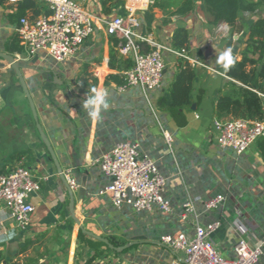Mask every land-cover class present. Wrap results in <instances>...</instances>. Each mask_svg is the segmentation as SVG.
I'll return each mask as SVG.
<instances>
[{
    "label": "crops",
    "instance_id": "0c3cea01",
    "mask_svg": "<svg viewBox=\"0 0 264 264\" xmlns=\"http://www.w3.org/2000/svg\"><path fill=\"white\" fill-rule=\"evenodd\" d=\"M78 1L93 15L94 31L75 56L57 61L44 50L29 56L21 43L22 17L36 19L52 13L44 0H0V51L14 55L25 66L23 76L41 128L63 172L77 182L72 188L76 218L115 247H127L113 249L82 231L29 98L15 70L0 57V174L22 163L40 182V189L29 198L35 209L26 227L0 201V248L21 261L33 260L29 264H176L184 253L163 244L162 237L192 236L196 226L218 221L220 227L211 239L219 253L233 257L236 243L246 239L262 244L257 264H264L263 151L258 140L241 154L223 147L214 129L219 96L229 90L231 82L243 85L216 62L218 51L232 49L234 60L242 58L248 28L264 17V3L256 12H244L236 25H216L203 0H195L194 9L186 15H170L155 7L154 0H111L107 4L111 12H106L105 0ZM128 4L137 6L136 32L142 36L179 50L173 43L175 30L184 27L189 34V58L163 50L166 69L161 86L148 93L140 85L119 88L130 68L127 61L134 65V56L122 51L125 38L109 34L107 22L124 15ZM111 50L117 55L114 67ZM178 58L191 64L195 78L189 103L175 111L172 87L180 70ZM92 89L108 97L109 106L97 119L83 108ZM229 119L233 117L221 120ZM125 141L138 144L140 152L153 158L167 177L165 196L172 211L158 206L136 211L126 203L113 204L111 193L105 191L111 177L98 160ZM218 195L224 196L223 202L206 209L204 202ZM187 201L193 202L194 212L183 219Z\"/></svg>",
    "mask_w": 264,
    "mask_h": 264
},
{
    "label": "built area",
    "instance_id": "2783aa9c",
    "mask_svg": "<svg viewBox=\"0 0 264 264\" xmlns=\"http://www.w3.org/2000/svg\"><path fill=\"white\" fill-rule=\"evenodd\" d=\"M9 1L18 3L21 0ZM44 1L50 4V15L36 19L25 16L20 19L19 35L26 52L32 56L44 50L57 61L75 56L94 31L93 15L78 0ZM136 10L137 6L128 4L124 15L107 22V31L109 34L123 36L126 42L122 51L134 56V65L125 71L124 83L119 88L125 90L127 87L140 85L148 93L161 86L166 69L163 50H169L183 58L189 57L186 50H176L160 44L151 36L138 34ZM214 129L221 146L232 148L241 154L264 136V120L215 119ZM166 138L169 143L172 142L170 135ZM98 163L111 177L105 191L111 193L115 206L121 207L126 203L136 211L151 210L154 206L167 212L173 210L171 201L165 196L167 177L160 172L153 158L140 152L138 144L120 142L110 152L105 153ZM65 175L71 188H75L76 180L69 174ZM38 189L40 182L22 163L10 172L0 174V201L9 208L11 216L22 227H26L30 221L35 207L29 198ZM223 200L222 195L206 200L205 208H216ZM192 212L193 202H185L183 219H187ZM219 227L218 221L206 226L198 225L192 236L186 233L177 236L167 234L162 237L161 242L184 253V258L176 264H257L263 253L262 244L253 245L246 239H240L236 243L233 257H225L219 253L211 239V235Z\"/></svg>",
    "mask_w": 264,
    "mask_h": 264
},
{
    "label": "trees",
    "instance_id": "16d2710c",
    "mask_svg": "<svg viewBox=\"0 0 264 264\" xmlns=\"http://www.w3.org/2000/svg\"><path fill=\"white\" fill-rule=\"evenodd\" d=\"M113 1V0H112ZM111 0H105L106 12H111ZM206 10L211 16L212 24L225 22L236 25L239 17L244 12H256L264 3V0H203ZM107 5V6H106ZM153 5L169 13L170 15H186L195 7V0H154ZM188 31L184 27L175 30L173 43L179 50H186L188 45ZM126 40H123V45ZM117 58L114 50L110 51V65L116 66ZM127 61L126 67H132L133 63ZM249 66H251L250 69ZM179 72L173 83L172 93L174 97L173 109L189 103V94L195 78V70L191 64L178 58ZM227 74L243 83L229 84V90L223 92L217 101V119L225 116L244 118L248 120H264V17L260 16L248 28V36L245 48L240 60L235 59L233 65L227 70ZM110 77H118L112 76ZM264 155V136L258 139ZM80 235L83 236L82 231ZM96 255L90 260L92 262ZM33 260L21 261L20 257H11L0 248V264H29Z\"/></svg>",
    "mask_w": 264,
    "mask_h": 264
},
{
    "label": "water",
    "instance_id": "95a60500",
    "mask_svg": "<svg viewBox=\"0 0 264 264\" xmlns=\"http://www.w3.org/2000/svg\"><path fill=\"white\" fill-rule=\"evenodd\" d=\"M0 57L4 58L12 66V68L15 70V72L17 73V75H18V77L20 79V82H21V84H22V86H23V88H24V90H25V92H26V94H27V96L29 98V101H30V104H31V107H32V110H33V113H34V117H35V120L37 122V126L39 128L40 133H41V137H42L43 141L45 142V144L47 145V147H48L53 159L55 160V162L57 164L58 172H59L61 178L63 179V181L65 182V184L67 185L69 193L71 194V197H72V199H71V212H72L73 217L76 219L77 223L79 224L80 228L82 229V231L84 233H86L89 236L94 237V238H96L98 240L104 241L105 243H107L113 249H116V250L125 249L127 246L115 247L113 244H111L109 242L108 239L103 238L102 236H99V235L95 234L94 232L86 229L83 226V224H81V222L76 218L75 210H74L73 190H72L71 186L68 183L67 177H66L65 173L63 172L62 167L59 164V161H58V159H57V157L55 155V152L53 150V147H52L49 139L47 138L45 132L42 130L41 125H40V123L38 121L37 111H36L33 99L31 97V94L29 92V89L27 87V84L25 82L24 76H23V68L25 66H24V64H23V62L21 60H18L14 55L8 54L6 52L0 51ZM53 74H54L55 78H57L56 74L55 73H53Z\"/></svg>",
    "mask_w": 264,
    "mask_h": 264
},
{
    "label": "clouds",
    "instance_id": "9594fccd",
    "mask_svg": "<svg viewBox=\"0 0 264 264\" xmlns=\"http://www.w3.org/2000/svg\"><path fill=\"white\" fill-rule=\"evenodd\" d=\"M218 58L216 60L225 70H228L234 63L232 58V49H225L218 51ZM109 106L108 97L105 92H100L96 89H92L87 99L83 102V108L88 115L97 119L101 116L102 111H106Z\"/></svg>",
    "mask_w": 264,
    "mask_h": 264
}]
</instances>
